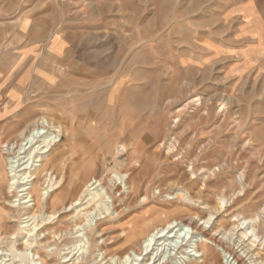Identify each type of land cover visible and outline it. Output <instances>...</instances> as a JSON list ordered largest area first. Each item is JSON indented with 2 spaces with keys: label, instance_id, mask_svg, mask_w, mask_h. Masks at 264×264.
<instances>
[{
  "label": "rangeland",
  "instance_id": "1",
  "mask_svg": "<svg viewBox=\"0 0 264 264\" xmlns=\"http://www.w3.org/2000/svg\"><path fill=\"white\" fill-rule=\"evenodd\" d=\"M246 1L0 0L2 47L22 35L12 27L19 14L37 9L42 21L63 18L66 47L81 62L69 84L0 120V148L37 120L63 133L18 193L8 192L9 183L34 169L32 151L22 160L4 153L0 264L130 263L127 254L153 228L173 222L193 235L180 221L191 216L231 232L241 264L264 262V221L244 222L264 208V19L241 14L257 7ZM36 34L42 40L51 32ZM101 177L116 180L121 217L105 211L108 194L91 202L87 191L74 201L78 180ZM60 192L69 201L55 210ZM103 199L105 213L89 223ZM193 238L203 257L175 249L158 264H237L221 253L216 260L214 245ZM168 243L161 241V252Z\"/></svg>",
  "mask_w": 264,
  "mask_h": 264
},
{
  "label": "bare ground",
  "instance_id": "2",
  "mask_svg": "<svg viewBox=\"0 0 264 264\" xmlns=\"http://www.w3.org/2000/svg\"><path fill=\"white\" fill-rule=\"evenodd\" d=\"M195 101V100H194ZM47 130L45 131L46 135L43 136L42 133H40V130ZM44 133V134H45ZM63 133L60 129H54L52 132L48 129V126L44 123V121L37 120L35 122H32L30 125H28L26 128H24L20 134H19V141L14 142H8L3 144L2 148H0V163H2L3 167L7 164V161L5 160L4 153H7L11 158H20V160L26 158L29 156V152L32 151L29 157V162L31 166H34V169L24 172L22 175L18 176L15 175L12 176V181L9 183V189L11 193H18L20 191L26 190V186L29 184V182L32 180L30 178L33 174V172L37 169L38 166L35 162L42 161L43 158H45L44 153L50 152L53 148V146H56L57 143L61 140ZM41 136H43L41 138ZM41 138L43 141L38 143V139ZM26 141V142H25ZM37 141V142H36ZM25 142V143H24ZM38 143V144H37ZM37 144V145H36ZM28 145V146H27ZM28 147V150L27 147ZM190 150H192L193 145L190 146ZM197 147V146H196ZM174 148H177V151L179 150V147L177 145H171L168 147L169 151L174 150ZM125 149L124 145H121L117 148V153L119 155L123 154ZM47 157V156H46ZM184 158V156L182 157ZM7 166V165H6ZM60 170V169H58ZM94 170V166L90 167L89 171H87L85 177H89L92 174V171ZM35 174V173H34ZM2 175L4 179H7L9 176L6 170H3L2 168ZM24 176V177H23ZM63 179V178H62ZM61 179V180H62ZM92 179V178H91ZM10 180V179H9ZM60 180V182H61ZM83 179L78 180V188L76 191H74V197L77 201L80 199V197L83 196L84 193L89 191L90 195V201H95L98 197L102 196V193L108 194V197H110V200L108 201L107 205L105 206V211H110L111 213H116V216L121 217L125 211V206L121 204V199L116 196V193L113 191V185L116 184L115 179H109L106 180L104 177H101L99 179H94L91 181H84ZM127 182H132L131 177L129 176L126 179ZM239 182L243 183V176L240 175ZM180 183V181H178ZM15 185V186H14ZM92 188V186H94ZM177 185V184H176ZM98 186H101V188H97ZM97 188V189H95ZM95 189V190H94ZM130 191L134 192L136 194L137 188L135 186H130ZM69 192V191H68ZM68 192H60L59 195L54 199V209L57 210L59 207L64 206V201L66 200L67 196L69 195ZM30 193V192H29ZM72 198V196H71ZM106 199V198H105ZM69 201V200H66ZM73 201V202H74ZM106 200H102L101 204H99L97 207H100L103 203H105ZM129 205V204H128ZM102 207L98 209V213L93 215L90 219L91 215H87V221L89 223H93L95 219V224L97 225V217L100 216L105 211L101 212ZM177 216V215H176ZM14 217V216H11ZM125 217V216H124ZM211 217H208L204 219L203 222H201L198 218L195 216H191L187 219H180V221L184 224L183 228L190 229L191 233L195 235H200L203 237V239L208 242L209 244L214 245L211 249L214 250L216 254V260L219 256V253L223 254L228 259L233 256L232 259H235L234 263L237 264L240 263V256L235 258V254L233 253V248L230 246L231 241V235H233L231 232L230 234L226 232H219L217 229H215V224L210 223ZM259 221H264V208L261 212L257 213L255 217H252V219L246 220L244 222H248V224H251L253 227L256 225ZM164 224V223H163ZM172 223L165 224L161 226L160 228H153L148 231L147 234L142 236V239L139 242H136L133 247L131 248V253L127 254L129 256H134V260H132L130 263L128 262L126 258L121 259V263L123 264H158L162 260H165L166 258L171 260L173 257L172 250H180V249H186L189 251V254L193 257H203V254L201 252V248L198 245H196L193 241V235L188 236V233L184 232L182 234L181 230H176V226H172ZM158 225V224H156ZM181 227V225H180ZM181 229V228H180ZM185 229V230H186ZM233 230V229H232ZM252 231H254V228H252ZM68 233V232H67ZM222 233V234H221ZM249 231L246 229V232L244 235H248ZM230 235V236H229ZM255 237H257L256 234H254ZM241 238V236H240ZM169 241L170 243L165 244L163 251L161 252V241ZM68 243V242H67ZM204 248V245H202ZM190 248V249H189ZM206 253V252H205ZM133 254V255H132ZM207 255V254H206ZM205 255V256H206ZM229 255V256H228ZM134 261V262H133ZM193 261V260H191ZM196 261V260H195ZM137 262V263H135ZM171 262V261H170ZM33 260L29 259L28 264H32ZM199 263V261H198ZM214 263V262H213ZM218 263V261H217ZM246 263V262H244ZM173 264V263H172ZM181 264V263H180ZM200 264V263H199ZM215 264V263H214ZM230 264H232L230 262ZM259 264H264V262H261Z\"/></svg>",
  "mask_w": 264,
  "mask_h": 264
},
{
  "label": "crops",
  "instance_id": "3",
  "mask_svg": "<svg viewBox=\"0 0 264 264\" xmlns=\"http://www.w3.org/2000/svg\"><path fill=\"white\" fill-rule=\"evenodd\" d=\"M253 2L257 7L249 12L240 9L241 14L264 19V0ZM36 10L21 12L12 25L22 33L19 39L8 47L0 44V120L19 115L30 102L38 100L49 89L58 88L62 81L69 84L72 74L78 73L81 67V62L66 47L70 40L63 31V18L42 21ZM38 28L49 30L51 35L41 40L36 34Z\"/></svg>",
  "mask_w": 264,
  "mask_h": 264
}]
</instances>
